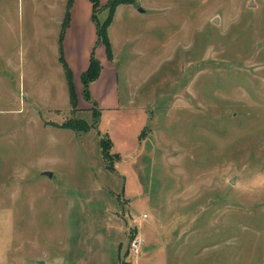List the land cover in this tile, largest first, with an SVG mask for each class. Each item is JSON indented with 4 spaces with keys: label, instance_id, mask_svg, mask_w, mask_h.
<instances>
[{
    "label": "rangeland",
    "instance_id": "obj_1",
    "mask_svg": "<svg viewBox=\"0 0 264 264\" xmlns=\"http://www.w3.org/2000/svg\"><path fill=\"white\" fill-rule=\"evenodd\" d=\"M114 1L94 107L0 0V264H264V0Z\"/></svg>",
    "mask_w": 264,
    "mask_h": 264
},
{
    "label": "crops",
    "instance_id": "obj_2",
    "mask_svg": "<svg viewBox=\"0 0 264 264\" xmlns=\"http://www.w3.org/2000/svg\"><path fill=\"white\" fill-rule=\"evenodd\" d=\"M32 1H34L35 4L42 1V5H40L42 6L41 8L35 7L30 12L35 15L34 20H31L32 30H35L38 37L41 36L44 47L47 48L52 57L56 59L57 65L59 66L58 72L61 73V75L63 74L66 82L70 102L69 85L63 65L65 64L69 69L74 93L78 101V92L79 90L82 91L80 77L87 70L92 49L97 44L96 30L92 22V0H72L70 6L67 4L68 0ZM107 1L108 0H97L99 7L104 6ZM40 18H44L45 20L41 21ZM65 22L66 25L63 29V24ZM99 60H101V58H99ZM101 63L102 69L100 74L90 85L91 97L100 105L102 104L101 98L103 96L102 87L108 89L103 96L104 99L112 96L110 82H112L111 76L113 73L112 61L110 62L104 59L101 60ZM11 64V62H8L6 64L7 68H9ZM27 67L25 73L33 77L34 73L30 68L27 71ZM115 96H117V94H115ZM103 108L105 107H101L100 109L102 110Z\"/></svg>",
    "mask_w": 264,
    "mask_h": 264
},
{
    "label": "trees",
    "instance_id": "obj_3",
    "mask_svg": "<svg viewBox=\"0 0 264 264\" xmlns=\"http://www.w3.org/2000/svg\"><path fill=\"white\" fill-rule=\"evenodd\" d=\"M71 2L72 0H68L67 2L68 6H70ZM117 2L114 0H108V2L106 3L104 7H108L109 9V18H107L103 23L100 24L96 20V11L99 10V5H98L97 0H92V3H93L92 22L96 30L97 43L101 42L104 45L108 60L112 59V53H111V47L109 44L107 30L111 24L114 12L116 10L115 8L119 3ZM65 25H66V22L63 24V29ZM61 61H62V56H61ZM63 67H64V71L67 77L68 85H69L70 102L71 104H74L75 101H77V98L74 93V89H73V85L71 81V73L65 64L63 65ZM100 68L101 66L99 62L93 57L91 53L88 68L80 77V81L82 84L83 97L87 102L91 103L94 107H97V104L96 102L92 100L91 93H90V85L92 82H94L98 78L100 71H101ZM65 124H68V123H65ZM63 128L77 130L78 132H86L89 129V126L84 124L81 128H78V126L74 124V125H67V126L63 125ZM101 145H102V148H104V144L102 143Z\"/></svg>",
    "mask_w": 264,
    "mask_h": 264
},
{
    "label": "built area",
    "instance_id": "obj_4",
    "mask_svg": "<svg viewBox=\"0 0 264 264\" xmlns=\"http://www.w3.org/2000/svg\"><path fill=\"white\" fill-rule=\"evenodd\" d=\"M146 215H142L141 219H146ZM145 240L140 235H134L132 239L129 241L127 250L129 255L131 256H138L140 250L142 249L144 245Z\"/></svg>",
    "mask_w": 264,
    "mask_h": 264
},
{
    "label": "water",
    "instance_id": "obj_5",
    "mask_svg": "<svg viewBox=\"0 0 264 264\" xmlns=\"http://www.w3.org/2000/svg\"><path fill=\"white\" fill-rule=\"evenodd\" d=\"M250 6H251V4H250ZM139 11H140V12H143V10H141V9H139ZM213 22L216 23V22H217V19H214ZM44 174H45L47 177H49V178L51 177V173H50V172H45Z\"/></svg>",
    "mask_w": 264,
    "mask_h": 264
}]
</instances>
